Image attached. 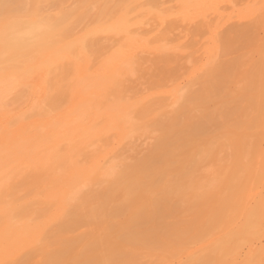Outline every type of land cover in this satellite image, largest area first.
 <instances>
[{"label": "rangeland", "instance_id": "374dc122", "mask_svg": "<svg viewBox=\"0 0 264 264\" xmlns=\"http://www.w3.org/2000/svg\"><path fill=\"white\" fill-rule=\"evenodd\" d=\"M131 1L0 0V29L8 30L0 49L8 40L14 43L9 29L25 47L0 54V115L10 129L57 120L69 113L74 99L68 85L72 81L74 87L76 77L67 79L68 72L58 71L63 68L49 71L50 85L47 81V90L39 89L37 97L39 76L25 74L22 80V64L28 63L26 69L37 64L46 51H41L43 42L47 47V41L61 40L67 32L69 39L61 42L75 39ZM142 1L168 8L176 0ZM155 34L163 43L178 41L180 51L147 54L127 82L124 98L149 97L132 110L135 130L127 125L101 137L105 150L121 141L108 156L111 177H91L73 186V201L59 211L46 198L54 176L62 174L60 182L62 177L69 182L78 165H88L104 151L98 145L96 151L80 147L79 141L60 145L44 134L36 144L41 149L54 144L58 155H47L52 161L3 168L7 174L17 167L9 180L0 178V206L17 209L16 219L45 224L35 245L4 264H264L257 252L264 245V17L231 19L214 35L196 22L169 19ZM100 37L92 38L99 46L89 45L93 63L108 47ZM207 46L214 47L212 59L203 53ZM69 67L66 71H72ZM175 81L184 86L181 97L165 106L169 97L163 91ZM1 121L0 142L8 131ZM4 219L0 216V228Z\"/></svg>", "mask_w": 264, "mask_h": 264}, {"label": "bare ground", "instance_id": "6f19581e", "mask_svg": "<svg viewBox=\"0 0 264 264\" xmlns=\"http://www.w3.org/2000/svg\"><path fill=\"white\" fill-rule=\"evenodd\" d=\"M241 1H243L242 7H239V0H176L174 4L167 8L162 7L159 4L154 5L153 7L145 6L142 0H132L130 3L122 4V6L118 8L119 10L117 9L118 11L116 10L117 12L115 13H113L114 11L112 10L113 14L108 18L104 17V21L99 20L100 22H103H98V18H96L94 23L98 22V24L96 26L92 25L93 28L91 30L89 29L90 31L87 30V32L85 34L83 33V35L79 34V37H77L78 34H76V38L74 36L75 39H71L67 42H61L62 40L65 41V38L69 39L67 32L61 40H55L53 42L50 41L49 43L47 41L46 45L49 44L47 47L44 46L45 42H43L44 45L41 46V51L46 50L45 53L41 54L38 58L37 64L31 65V67L28 66L30 68H25V65L27 67L28 63L22 64L24 65L23 67L26 70V73L22 72L24 75L21 74V79L24 80L23 78H25V74L30 77L38 75L39 80L34 86V90L37 97H39L40 95L38 94V90L40 89L41 92H45V90H47V81H50V75L53 72H56L55 70L63 68L64 70L62 69L58 71H62V74H65L64 72H68L67 76H69V78L67 77V79L72 80L76 77L74 80L76 81V85L73 82L75 85L73 87L72 81L69 80L71 82L68 85L69 87L67 86L68 90H72V88L74 89V99L73 102L70 103L71 107L69 106L70 111L69 113L60 116L57 120H53L51 122L40 121L29 124L21 123L14 129H10L12 128L10 126L11 124H7L6 121L8 120L5 116L0 115V119L2 120L0 121L3 122V125L6 126V129H8V131L4 132V135L1 136L0 169L11 166L14 162H17L24 167L28 166L30 163H34L38 166L46 163L47 161H52L49 158L50 155L51 158H55L58 155L57 152L54 151V144L51 145L53 146V149L51 146L41 149L40 145L36 144L38 141L37 138L39 139V137L44 134L55 137V140L59 142L58 144L61 142V144L64 145L66 143L71 145L72 143L75 144L79 141L81 144L80 147L86 149L94 147L95 151L96 146L98 145V149L101 148L104 151L100 149L102 152H97V156H91L93 158L89 157L91 160L89 159L88 165H78L71 174L69 182H66V180L63 182L65 179L63 177L60 182V175L62 174L57 175L56 173L53 178L49 194L46 198L55 201L59 205V211L66 210L74 198L71 192V190L74 189L72 188L73 186L78 185L82 181L84 182L85 179L91 177L109 178L113 175V165H110L111 162L110 164H107L109 163L107 160L111 156L110 153L113 152L116 146L121 144V141H118L117 145L114 144V146L110 147L108 150L103 149L104 147L101 146L103 144H99V142L102 141L101 137L104 134L105 136L108 134L107 137H109V132L111 133L114 129L123 131L127 125H129L130 130L136 129V124L131 121L132 110L135 105L141 104L142 102L145 103V99L149 97V95H138V98L126 99L124 98V90L127 88V82L132 77L137 75L139 70L138 68L142 65V59L147 54L165 53V56H171L180 51V44L178 41L172 40L170 44L165 42L163 43L162 37H158L155 34L156 28L165 26L169 19H173L181 21L185 24H192L196 22L214 35L215 30L231 19L237 18L244 21L259 16L264 17V0ZM227 9L229 10L227 11ZM109 10L111 13V8H109ZM99 19H101V17ZM6 30L4 32L8 33V30ZM4 32L1 30L0 38L1 35L7 38V36H5L6 33ZM9 32L13 34L10 29ZM12 34L10 40L11 43H13V41L14 43L10 45V43H8L10 41L8 40L7 42L3 38L4 44L6 42L7 44L5 45L6 47L1 45V49L4 46V51L0 49V54L11 50L19 51L22 48L23 50L21 51L25 50V47L22 45L23 43H21L22 41H19L21 38L19 36L16 38V33L14 36ZM25 36L23 35L22 37L25 38ZM94 36L95 38L96 36L97 38L101 36L99 39L105 37L102 39L104 43L108 44L105 45L108 47L104 46L105 56L100 57V59H103L100 60L98 58L100 60L98 62L97 57H95L93 63L91 58L92 56L88 53V50L91 48L90 46H93L94 44L97 45V43H93L92 41ZM107 36L108 38L110 37L109 39L111 41L107 38ZM208 39L214 42V37H210ZM114 41L116 42L113 44L112 42ZM0 43L3 44V41L1 42L0 40ZM102 43L100 44L103 48ZM51 44L52 46H50ZM97 46H99V44ZM48 47H51V49H46ZM5 48L7 49L6 51ZM108 48L110 50H108ZM204 50L205 51H203V53L209 59H212L211 57H213L214 54V47L207 46ZM69 64L70 66H72V64L75 65V72V68L69 67ZM68 67L69 69L72 68L73 72L71 70L66 71ZM49 71L51 74H49ZM69 73H73V75L76 76H72V74L69 75ZM48 74L49 78L47 77ZM175 82L168 88L167 91H163L169 97V101L165 104V106L177 102L181 97V91L184 86L181 81ZM71 85L72 87H70ZM27 86H30V84ZM64 87H66V85ZM66 89L64 91H66ZM72 92L73 90L71 93ZM163 92L161 91V93ZM67 93L70 95L69 100H72V98L70 99L72 94L69 92ZM20 120L21 119H19V122ZM99 122H104L105 125H103L105 127H101L93 132H88V128L93 129V127H95ZM74 131L75 133L73 134ZM58 144H56V146ZM43 145L46 146L47 144L45 143ZM90 151L92 150L90 149ZM104 163L107 164L106 167ZM16 168L17 167L11 168L10 172L7 174L6 172L8 170L6 171L3 169V172H6L4 174L2 172L3 176L0 173V178L6 177V179L9 180L11 177L10 173H13ZM260 201L264 203V200L262 201L261 199ZM15 211H17V209L15 210L13 206L11 207V205L0 206V216H5V219L2 222V224L5 222L4 226H1L2 228H0V264L6 263L11 259V257L22 251L24 248L35 245L44 231V223L39 221V223H33L25 219H16L17 214ZM257 252H259L260 255H264V245L263 248H260ZM234 260H236V258H234Z\"/></svg>", "mask_w": 264, "mask_h": 264}]
</instances>
